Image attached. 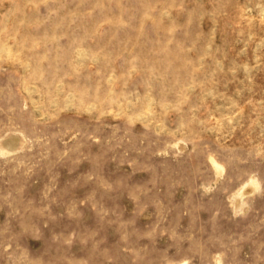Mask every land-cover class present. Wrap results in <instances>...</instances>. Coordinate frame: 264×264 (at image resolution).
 Returning a JSON list of instances; mask_svg holds the SVG:
<instances>
[{
  "label": "rangeland",
  "instance_id": "rangeland-1",
  "mask_svg": "<svg viewBox=\"0 0 264 264\" xmlns=\"http://www.w3.org/2000/svg\"><path fill=\"white\" fill-rule=\"evenodd\" d=\"M0 264H264V0H0Z\"/></svg>",
  "mask_w": 264,
  "mask_h": 264
}]
</instances>
